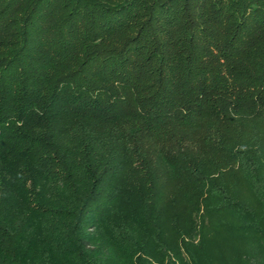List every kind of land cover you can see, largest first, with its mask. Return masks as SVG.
Wrapping results in <instances>:
<instances>
[{"label": "trees", "instance_id": "1", "mask_svg": "<svg viewBox=\"0 0 264 264\" xmlns=\"http://www.w3.org/2000/svg\"><path fill=\"white\" fill-rule=\"evenodd\" d=\"M0 264H264V0H0Z\"/></svg>", "mask_w": 264, "mask_h": 264}]
</instances>
